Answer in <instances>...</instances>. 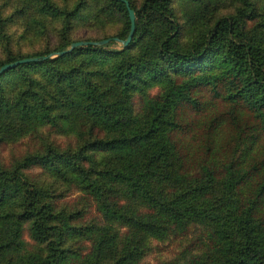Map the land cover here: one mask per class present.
Here are the masks:
<instances>
[{
	"label": "trees",
	"instance_id": "16d2710c",
	"mask_svg": "<svg viewBox=\"0 0 264 264\" xmlns=\"http://www.w3.org/2000/svg\"><path fill=\"white\" fill-rule=\"evenodd\" d=\"M11 1L0 3V66L79 41L68 35L77 23H118L84 41L124 39L129 29L118 0H33V14L21 0L1 17ZM126 1L134 13L126 47H76L0 74V144L47 125L77 141L0 160V264H136L146 238L191 225L203 232L191 243L198 252L183 249L172 264H264V0H189L188 27L230 7L184 44L176 0ZM50 25L51 48L10 49ZM102 59L115 62L96 68ZM7 74L17 89L5 85ZM145 86L160 93L135 115L129 93ZM31 167L76 188L100 222L84 221L83 207L68 210L72 199L59 203ZM22 224L35 250L18 259L27 251Z\"/></svg>",
	"mask_w": 264,
	"mask_h": 264
},
{
	"label": "rangeland",
	"instance_id": "374dc122",
	"mask_svg": "<svg viewBox=\"0 0 264 264\" xmlns=\"http://www.w3.org/2000/svg\"><path fill=\"white\" fill-rule=\"evenodd\" d=\"M4 0H0V3ZM21 0H12L11 4L6 7L1 12V17H5L12 9L19 6L21 7ZM27 2V0H25ZM135 3H138L140 0H132ZM35 1L31 0L30 4H27V9L33 12H36V5L34 4ZM262 2V1H261ZM260 3V2H259ZM172 5V3H171ZM190 5L189 0H176L173 2V9L174 14L177 16L178 20L181 23V27L183 30V38L182 43L184 44L187 42L193 35H197L200 33V30H203L205 27V23H203L204 19H209L211 16H216L219 13H223L221 11L229 9V5L222 6L219 8L216 13H208L204 16H199V20L197 24H193L192 27H188L187 20L185 18V13L188 10ZM35 9V11H34ZM263 8H260L262 10ZM29 15V11H28ZM211 19V18H210ZM89 23V22H88ZM88 23H77L70 32H69V39L70 40H84V39H99L103 36L111 35L115 32L118 28L117 22H102L100 24H88ZM202 23V24H201ZM88 24V25H87ZM57 27L49 26V30L47 33L42 37L37 38H30L29 40L22 39V40H12V44H10V49L13 52L19 51L18 53H30L33 51H38L41 49L51 48L55 45L57 41V34H56ZM199 30V31H197ZM197 31V32H196ZM191 41V40H190ZM189 41V42H190ZM108 49L119 50L120 44L114 41H110L106 45H104ZM67 47V46H66ZM64 47V48H66ZM6 49L3 43L0 40V59L5 56ZM134 53V51L132 52ZM57 56H52L51 58H56ZM115 61L112 60H103L100 64L97 65L96 68L102 69L110 66ZM94 64V63H93ZM106 66V67H105ZM87 69V68H86ZM3 82L8 87H11L12 90L17 89V86H13V79L12 74H7ZM79 87V86H77ZM160 93V88L158 86H148L144 87L142 92L138 91H131L129 93L128 102L130 104V110L135 115H140L142 113V103L146 100L147 97H151L152 95H157ZM58 125H61L59 122H56ZM54 125V124H53ZM51 125H47V127H39L37 134H30L28 132H23L20 134L18 138H14V140L10 139L7 142H1L0 144V160L4 164H8L11 162L12 159L21 156L26 151L33 150L36 146H40L45 144L46 141L53 140L61 148L65 145H73L77 143L76 139L71 134H63L62 132H58L57 130H52ZM48 129V131H47ZM47 139V140H46ZM31 175L36 174L38 178L36 179L37 184L43 185L47 189H53L56 198L59 200V203L66 202L67 200H73L75 203L72 206L68 207V210L77 209V208H84V216L83 220L88 222V220L98 218L99 214L93 211L89 207H84L83 201L80 199V194L76 192V188L70 187V185H65L64 182L57 181L58 184H53L47 174L41 172L40 169H36L35 167H31L28 171ZM34 179V177H33ZM64 183V184H63ZM49 184V185H48ZM60 198V199H59ZM92 205V203H91ZM87 209V210H86ZM100 222V220H99ZM22 240L25 241V249L27 251L20 252L18 259H22L27 254H32L35 250V245L31 240L28 239L26 234V224H22ZM203 232L199 227L196 226H188L187 230L181 234L173 236V234L169 235L165 239L162 240H155L152 238H146L142 244L140 245V252L139 257L137 258L136 264H172L173 262L176 263L178 261L179 256L183 253V249H187L188 253H192V251L198 252V249L193 248L191 243L196 239V237H202ZM190 246H192L190 248ZM179 253V251H181ZM15 255V254H14ZM16 256V255H15Z\"/></svg>",
	"mask_w": 264,
	"mask_h": 264
},
{
	"label": "water",
	"instance_id": "95a60500",
	"mask_svg": "<svg viewBox=\"0 0 264 264\" xmlns=\"http://www.w3.org/2000/svg\"><path fill=\"white\" fill-rule=\"evenodd\" d=\"M118 1H122L124 3L126 10H127L128 20H129V29H128L127 35L124 39H118L116 37H113V38L100 39L97 41H84V40L73 41V42L69 43L66 48L59 50V51H56V52H50L47 55L41 56L40 58H38V57H27V58H23V59L13 61V62L5 63V64L0 66V74L3 73L4 71L10 69V68H13L14 66H16L18 64H21V63L34 62V61H37L39 59L44 60L46 58H51L52 56H57V57L62 56L66 53H69L70 51H72L76 47H82V46H86V45L104 46L107 43H109L110 41H114V42L119 43L121 48L126 47L127 44L129 43L131 37H132V33L134 30V13L129 8L128 2L126 0H118Z\"/></svg>",
	"mask_w": 264,
	"mask_h": 264
}]
</instances>
